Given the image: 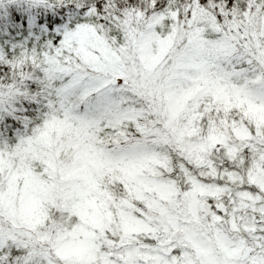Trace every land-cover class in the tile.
Listing matches in <instances>:
<instances>
[{
  "label": "snow or ice",
  "instance_id": "6c2138e0",
  "mask_svg": "<svg viewBox=\"0 0 264 264\" xmlns=\"http://www.w3.org/2000/svg\"><path fill=\"white\" fill-rule=\"evenodd\" d=\"M0 264H264V0H0Z\"/></svg>",
  "mask_w": 264,
  "mask_h": 264
}]
</instances>
